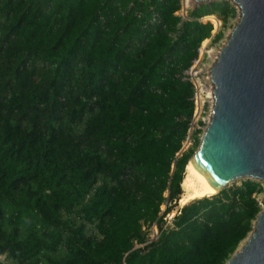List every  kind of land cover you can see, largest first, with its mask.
<instances>
[{
  "label": "trees",
  "instance_id": "trees-1",
  "mask_svg": "<svg viewBox=\"0 0 264 264\" xmlns=\"http://www.w3.org/2000/svg\"><path fill=\"white\" fill-rule=\"evenodd\" d=\"M180 10L0 0V264H226L253 231L264 187L251 179L163 228L200 144L197 132L178 157L195 109L183 74L214 30L200 19L237 16L230 2L200 5L173 40Z\"/></svg>",
  "mask_w": 264,
  "mask_h": 264
},
{
  "label": "water",
  "instance_id": "water-1",
  "mask_svg": "<svg viewBox=\"0 0 264 264\" xmlns=\"http://www.w3.org/2000/svg\"><path fill=\"white\" fill-rule=\"evenodd\" d=\"M231 1L242 17L212 68V122L190 159L219 192L238 176L264 183V0ZM256 224L226 264H264V212Z\"/></svg>",
  "mask_w": 264,
  "mask_h": 264
},
{
  "label": "built area",
  "instance_id": "built-area-1",
  "mask_svg": "<svg viewBox=\"0 0 264 264\" xmlns=\"http://www.w3.org/2000/svg\"><path fill=\"white\" fill-rule=\"evenodd\" d=\"M186 1L187 3L190 2V0H186ZM198 7H195L194 9ZM190 13L188 14L186 7L182 6V0H181V10L176 13V15L181 17V22L177 27V31L171 34L173 40H177L179 38L182 31L183 23L185 21L190 20V16H189ZM212 18H214V23H212V25L220 29L222 27V22L220 19L216 18L215 16H205L201 18L200 21L203 23H211L210 20ZM205 20H209V21H205ZM152 21L153 23H160V16L158 13H155L153 15ZM211 42L213 41L212 40L207 41V44L205 43L204 46L200 47L197 59L193 61L192 66L189 69H187L183 74V80L192 83L194 86V95L192 98V101L194 102V106H195L194 117L191 122L189 135L187 137L188 144H192V145H194L195 143V140L194 142L192 140L194 139V135L197 132L201 133L202 130L204 129V126L206 124H210L211 117L213 114V109L215 106V95H214L215 85L212 80V68L218 60L220 51L219 50L216 51V49L210 47ZM208 85H210V88L208 87ZM207 105L210 106L209 115L207 114L206 111ZM176 202L177 201L166 202L165 204L166 206L162 213L164 229L174 228L175 218L181 213V209L183 208V205L180 204L176 206ZM168 208H171L170 212L166 211V209ZM159 234L160 233L156 231L154 238L150 242L157 240L159 238Z\"/></svg>",
  "mask_w": 264,
  "mask_h": 264
},
{
  "label": "rangeland",
  "instance_id": "rangeland-1",
  "mask_svg": "<svg viewBox=\"0 0 264 264\" xmlns=\"http://www.w3.org/2000/svg\"><path fill=\"white\" fill-rule=\"evenodd\" d=\"M215 1H225V2H230L231 5L237 9V16H236L235 18H233V19H230L229 22L226 24V26L224 25L223 21L221 20V22H222V27H221L220 29H218V28H216V27L214 26V30H213V32H212V37L209 38V39H207V40H205L204 43L202 44V46H204L205 43L207 44V41L213 40L214 36H215L219 31H224V38H223L221 41H219L218 43L211 42V44H210V47H213L214 49H216V51H218V50L221 51V49L227 44L228 40L230 39L231 33H232L234 27H236V25L239 23V21H240V19H241V17H242V14H241V9H240V7H238V5H236V4H235L234 2H232L231 0H215ZM211 2H214V1H208V2H197L196 0H190V2L187 3L186 0H182V6H183V7H186V9H187V13L189 14L191 11L194 10L195 7H198V6L203 5V4L211 3ZM214 16H215L216 18L220 19L219 16H216V15H214ZM205 21H209V20H205ZM210 21H211V23H214V18H212ZM208 87L210 88V85H208ZM209 101H210V100H209ZM206 111H207V114L209 115V112H210V106H208V105L206 106ZM206 116H207V115H206ZM207 123H208V122H207ZM208 126H209V124H206V125L204 126V129H203L202 132L200 133V135H199V139H200V141H201V139H202L204 133L206 132V129L208 128ZM194 133H195V132H194ZM192 140H193V142H194V139H192ZM199 145H200V144H199ZM191 148H195V143H194V145H192V144H188V140H186V141L184 142L183 149H182L180 155H181L183 152H186L188 149H191ZM195 149H196V151H197L198 148H195ZM188 163H189V162H188ZM245 180H249V179H241V180H238V181H234V182L228 184V185H227L226 187H224L223 189H228V188H231V187H234V186H239V185H240L243 181H245ZM251 180H252V179H251ZM258 182H259V181H258ZM260 183H261V184L263 185V187H264V183H262V182H260ZM182 191H183V190H182ZM219 193H220V192H219ZM219 193H217L216 195H218ZM216 195H213V196H210V197H207V198L211 199V198H213V197L216 196ZM167 196H168V194H167ZM184 196H185V193H184V191H183V193H182V195L180 196V198H179L178 200H176V201H177V202H176V206H178V205L181 204V205H183V207H184L185 205H187V204H189V203H191V202H193V201H195V200H198V199H195V200H189V201H187V202H185V203L183 204V203H182V199L184 198ZM257 199H258V201H259V203H260V205H261L262 212H264V190H263V192H262L260 195H257ZM165 206H166L165 204L162 206V208H161L162 211H164ZM162 213H163V212H162ZM255 224H256V221L254 222V225H253V231H254V226H255ZM93 231H94V230H93V227L89 226V227H88V234H91ZM146 231H148V237H149L150 241L154 238V235H155L156 231H158V233H160V230H159V228H158L156 225H153L152 227L146 228ZM253 231H252V232H253ZM252 232L250 233V235L252 234ZM250 235H249L248 237H250ZM247 239H248V238H247ZM247 239H246L245 241H243V242L240 244V246H239V248L237 249L236 252H238L239 250H241L240 248L246 243ZM137 247H142V246L139 245V246H137ZM60 254H61V253H60ZM0 260L3 261V262H5V263H11V261H10L5 255H0Z\"/></svg>",
  "mask_w": 264,
  "mask_h": 264
},
{
  "label": "bare ground",
  "instance_id": "bare-ground-1",
  "mask_svg": "<svg viewBox=\"0 0 264 264\" xmlns=\"http://www.w3.org/2000/svg\"><path fill=\"white\" fill-rule=\"evenodd\" d=\"M211 122H212V117H211ZM254 177L255 176L252 174H250L249 176L247 175L238 176L232 179L228 184L234 181L241 180V179H249V178H254ZM182 189L185 193V196L182 199L183 204L189 200L204 199V198H207V197H210V196H213L219 193V187H215L212 185V183L203 175V173H201V171L195 165L193 160H190L187 165L184 179L182 182ZM245 246L246 245H244L243 248ZM243 248H241V250L238 252L239 254H243L242 253Z\"/></svg>",
  "mask_w": 264,
  "mask_h": 264
}]
</instances>
